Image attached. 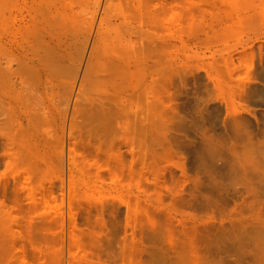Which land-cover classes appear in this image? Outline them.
<instances>
[{
  "label": "rangeland",
  "instance_id": "rangeland-1",
  "mask_svg": "<svg viewBox=\"0 0 264 264\" xmlns=\"http://www.w3.org/2000/svg\"><path fill=\"white\" fill-rule=\"evenodd\" d=\"M0 264H264V0H0Z\"/></svg>",
  "mask_w": 264,
  "mask_h": 264
},
{
  "label": "bare ground",
  "instance_id": "bare-ground-1",
  "mask_svg": "<svg viewBox=\"0 0 264 264\" xmlns=\"http://www.w3.org/2000/svg\"><path fill=\"white\" fill-rule=\"evenodd\" d=\"M184 12V11H183ZM174 14V13H173ZM181 14H182V11H181ZM174 16V15H173ZM183 17V16H182ZM174 20V19H173ZM172 24V23H171Z\"/></svg>",
  "mask_w": 264,
  "mask_h": 264
}]
</instances>
